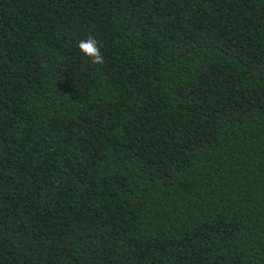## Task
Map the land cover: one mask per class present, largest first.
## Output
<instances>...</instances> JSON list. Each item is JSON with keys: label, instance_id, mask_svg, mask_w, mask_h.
Returning a JSON list of instances; mask_svg holds the SVG:
<instances>
[{"label": "trees", "instance_id": "trees-1", "mask_svg": "<svg viewBox=\"0 0 264 264\" xmlns=\"http://www.w3.org/2000/svg\"><path fill=\"white\" fill-rule=\"evenodd\" d=\"M0 264H264V0H0Z\"/></svg>", "mask_w": 264, "mask_h": 264}, {"label": "clouds", "instance_id": "clouds-1", "mask_svg": "<svg viewBox=\"0 0 264 264\" xmlns=\"http://www.w3.org/2000/svg\"><path fill=\"white\" fill-rule=\"evenodd\" d=\"M78 48L85 56L90 58L92 63L104 64L103 55L101 54L98 42L94 37L89 36L87 39L80 40L78 42Z\"/></svg>", "mask_w": 264, "mask_h": 264}]
</instances>
